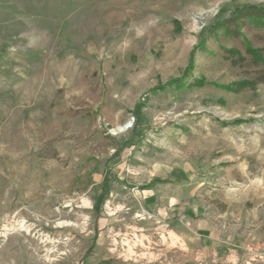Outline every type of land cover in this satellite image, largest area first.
<instances>
[{
	"label": "rangeland",
	"instance_id": "rangeland-1",
	"mask_svg": "<svg viewBox=\"0 0 264 264\" xmlns=\"http://www.w3.org/2000/svg\"><path fill=\"white\" fill-rule=\"evenodd\" d=\"M250 5L0 0V264H264Z\"/></svg>",
	"mask_w": 264,
	"mask_h": 264
},
{
	"label": "trees",
	"instance_id": "trees-1",
	"mask_svg": "<svg viewBox=\"0 0 264 264\" xmlns=\"http://www.w3.org/2000/svg\"><path fill=\"white\" fill-rule=\"evenodd\" d=\"M229 21H222V22H215V24L210 27V32H214L217 29H222L223 31H226L229 35H232L231 33L235 34L234 37L239 33V30L241 29L240 24L237 23L238 20H243L246 22V25H252L256 28H264V6H256V5H250V6H241L238 8H235L231 15H230ZM232 21H236L234 25H237L234 30L231 29L232 27ZM239 25V26H238ZM204 47V42L202 41L200 43V47ZM244 52L250 56V59L254 63L251 67L258 68L259 74L257 76V79L264 83V52H262L263 49L253 46L251 41H244ZM224 55L231 54L241 57L240 53L236 50H227V52H223ZM242 62V61H241ZM240 62V65H241ZM245 64V63H244ZM242 64V65H244ZM181 82V81H179ZM178 82V83H179ZM251 80L247 81H241L233 86H226V88L229 90H235V89H243L250 86ZM202 83V82H201ZM172 84H169L168 86H171ZM160 182L161 180H156Z\"/></svg>",
	"mask_w": 264,
	"mask_h": 264
},
{
	"label": "water",
	"instance_id": "water-1",
	"mask_svg": "<svg viewBox=\"0 0 264 264\" xmlns=\"http://www.w3.org/2000/svg\"><path fill=\"white\" fill-rule=\"evenodd\" d=\"M130 125H131L130 123H127L122 128L118 129V132L124 131L125 129H127L128 127H130Z\"/></svg>",
	"mask_w": 264,
	"mask_h": 264
},
{
	"label": "bare ground",
	"instance_id": "bare-ground-1",
	"mask_svg": "<svg viewBox=\"0 0 264 264\" xmlns=\"http://www.w3.org/2000/svg\"><path fill=\"white\" fill-rule=\"evenodd\" d=\"M11 230H14V228H12ZM6 231H9V229H8V230H6Z\"/></svg>",
	"mask_w": 264,
	"mask_h": 264
}]
</instances>
